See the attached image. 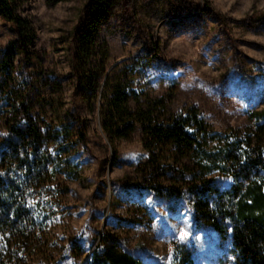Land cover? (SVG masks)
I'll return each mask as SVG.
<instances>
[{"label": "rangeland", "instance_id": "rangeland-1", "mask_svg": "<svg viewBox=\"0 0 264 264\" xmlns=\"http://www.w3.org/2000/svg\"><path fill=\"white\" fill-rule=\"evenodd\" d=\"M89 1L27 2L21 16L35 32L28 44L0 18V54L8 52L15 79L0 87L1 140L14 124L15 93L30 103L31 120L43 132H71L67 153L51 141L43 148L53 165L32 195L38 226L14 264H89L104 235L140 264H179L184 251L193 264H235L229 223L219 233L212 213L199 216L193 207L198 200L189 188L198 183L188 187L147 172L140 131L114 145L103 134L92 82L74 71ZM98 43L97 62L104 60L112 75H128L142 96L163 100L167 118L197 109L216 135L210 148L227 138L241 145L247 136L256 140L264 124V0H121ZM67 158L80 179L62 173L58 163ZM207 180L221 193L233 184L222 170ZM163 187L170 197L154 193ZM2 245L18 252L11 235Z\"/></svg>", "mask_w": 264, "mask_h": 264}, {"label": "trees", "instance_id": "trees-1", "mask_svg": "<svg viewBox=\"0 0 264 264\" xmlns=\"http://www.w3.org/2000/svg\"><path fill=\"white\" fill-rule=\"evenodd\" d=\"M30 0H0V18L14 24L19 40L25 44L35 39L33 26L21 16ZM56 5L67 0H46ZM121 0H90L87 27L77 35L74 71L92 82V94L100 102V125L107 140L128 141L140 131L149 153L146 171L160 177L169 175L182 180L193 197L199 216L212 213L215 229L222 233L227 221L235 247V264H264V124L258 126L256 140L247 136L241 145L237 139H224L222 146L210 148L216 135L209 130L199 111L192 108L184 114L166 117L163 100L148 94L142 96L128 84L129 76L112 75L104 60L97 62L101 50L98 38L101 28L110 20ZM0 54V87L10 86L15 79L12 63ZM15 93L14 124L6 138H0V264H14L18 253L31 247L38 226V215L31 205L33 191L42 184L53 165L52 157L43 148L51 141L67 153L70 131L50 129L43 132L31 120L32 107ZM143 99V100H141ZM264 115V113H262ZM264 119V118H263ZM71 180L80 179V168L70 158L58 163ZM193 165V168L190 166ZM182 170L177 172L176 168ZM222 170L233 180L231 189L221 193L210 185L207 177ZM177 175V176H176ZM190 180H187V178ZM200 187V190H196ZM159 196L170 197L169 189L153 188ZM168 193V194H167ZM197 214V216H198ZM215 214V215H214ZM211 223V222H210ZM13 236L18 252L6 251L2 239ZM89 264H140L132 254L120 251L114 237L104 235ZM179 264H193L188 251L181 253Z\"/></svg>", "mask_w": 264, "mask_h": 264}]
</instances>
